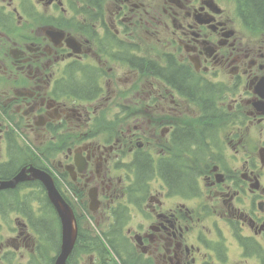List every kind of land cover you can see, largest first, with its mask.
<instances>
[{"label": "flooded vegetation", "instance_id": "af4514ba", "mask_svg": "<svg viewBox=\"0 0 264 264\" xmlns=\"http://www.w3.org/2000/svg\"><path fill=\"white\" fill-rule=\"evenodd\" d=\"M224 2L230 4L0 0V145L28 140L35 126L41 129L47 161L25 157L22 164L35 163L59 178L66 175L53 163L59 157L72 170L80 201L89 202L92 191L101 216L128 200L126 166L148 150L141 138H166L154 163L181 152L169 141L183 142L179 135L195 127L184 114L196 103L182 88L226 89L235 153L203 148L209 161L186 163L191 188L157 178L145 197L147 213L122 229L157 264H264V30L249 28ZM38 36L50 42L51 61L41 60L46 42L34 40ZM135 58L152 61L151 71L134 65ZM88 66L97 73L86 85L90 92L81 95L74 91L77 75ZM173 70L177 76L169 80L165 75ZM118 86L124 90L112 98ZM55 148L51 159L47 153ZM86 157L98 160L97 167L87 168ZM15 167L0 177L12 179L20 164ZM77 168L84 174L75 175ZM95 174L102 188L87 183ZM15 208L23 220H16L12 235L0 234V264H48L50 246L35 238L29 207Z\"/></svg>", "mask_w": 264, "mask_h": 264}, {"label": "trees", "instance_id": "16d2710c", "mask_svg": "<svg viewBox=\"0 0 264 264\" xmlns=\"http://www.w3.org/2000/svg\"><path fill=\"white\" fill-rule=\"evenodd\" d=\"M239 10L241 12V15L244 17V19L247 21V23L250 26H254L258 28L259 30H264V0H237ZM131 62L134 63V65L139 66L141 68H144L147 72H150L152 69L153 62L148 61L144 58H135L131 59ZM163 72H161L162 74ZM80 75L78 74L77 77ZM177 76L176 70H173L172 72H169L165 77H168L169 80H174ZM85 84L84 81L80 83L76 88H74V91L81 95H86L90 92V89L83 85ZM187 95H192L194 99H201L204 101L205 106L203 109L207 112H210L212 109L216 114H221L222 111L216 108V105L214 103L213 96L215 95V88L210 87H204L201 89V87H197L193 85V88L190 89L188 86L187 89H183ZM208 114V113H207ZM214 122V119H210L209 121H205V124L208 126ZM188 132V131H187ZM191 134L189 135L188 133ZM187 134L185 132L181 133L179 135L181 141H187L189 139H194L192 142L193 144L197 141V138H195V132L194 130L189 129V132ZM138 164L136 163V168L134 171V174L136 176H139L140 181L143 183V185L148 184V180L152 176H158L163 181L166 182L167 185L170 187H178L184 185L185 187L194 186L195 183L193 181L192 176H188L189 174H186L185 165L177 164L174 162H171L169 160L162 161L158 166L153 164L152 158L149 155L141 154L138 157ZM4 171L9 174L13 172V167L10 165H5ZM42 228H46L43 224L41 226ZM121 227V224H114L110 226L112 231L105 232V239L110 244L112 249L118 254L120 260L123 264H151L150 260H144L143 258L137 257L135 261H131L124 258L123 254V248L125 246L124 242H127L126 237L121 233L119 230ZM59 231L55 232L52 235V239L56 242V250L59 249ZM98 246V243L96 241L93 242L92 238L89 236L83 235L81 233L79 241H78V247L82 251H92ZM76 247L72 257L71 261H74L77 255ZM79 250V249H78ZM128 252L130 257L134 256V250L131 246H128Z\"/></svg>", "mask_w": 264, "mask_h": 264}, {"label": "rangeland", "instance_id": "374dc122", "mask_svg": "<svg viewBox=\"0 0 264 264\" xmlns=\"http://www.w3.org/2000/svg\"><path fill=\"white\" fill-rule=\"evenodd\" d=\"M224 4H225V7H230V8L233 7V9L235 10V6L233 3L228 4V3L224 2ZM146 54H147V56H150L149 52H147ZM1 89H2V86H0V90ZM123 90H124V88H121L119 86L113 87V89L111 91V95H112L111 97L112 98L116 97L119 94V92H121ZM231 102L232 101L230 98L225 97L223 94H220L217 104L220 106L221 105L224 106L226 104H230ZM200 114H201V112L199 110L198 105L193 104L192 109L190 111L186 112L184 115L188 119H196V120L200 121ZM229 116H230V111L225 113L221 117V121L219 122V129L223 133L227 132L229 129V123H228V117ZM200 123H201V121H200ZM34 135H38L40 137L37 139H33V140H35V143H37V142L40 143L42 140L43 141L40 145H38L36 147L33 144H32V146L36 149L45 150V142L48 138L44 135V133L41 131V129H39L36 126H35V128H33V131H31L30 135L26 134V136L29 137L28 140H30ZM20 140L25 141V138L23 136H21ZM29 145H30V143H29ZM226 145L228 147V151L231 154H234L235 150L232 148V145L228 142V140L226 141ZM34 148H33V150L35 152ZM57 148H59V146ZM78 153H82V151L76 152L75 154H78ZM4 154H5V152H3V155ZM36 158L42 160L43 162L47 161V159L44 157L38 156ZM85 160L87 163V168H90V167L96 168L97 165L99 164L98 160L91 161L87 157L85 158ZM63 162L64 161H62L59 157L53 161L54 165L58 166L60 168V170L66 171V175L57 178L58 182H59L58 186L60 185L59 188L61 189L62 192L67 193V195L66 194H64V195H66V197L70 200V202H73V205H74L75 209L77 210L76 211L77 212V222H78L79 228H84L86 230H87V228H92V229H96V230H101L103 228H106L108 226L107 223L109 222L110 218L107 215L101 217L99 211L97 214H95V212L89 210V206H88V204L86 205V202L82 203L80 201V199H79L80 194L77 191L75 192V189L73 188V185H72V182L75 183V180L73 178L74 176H73V174H71V176L69 175V173L67 172V170L69 168ZM100 162H101V164H103L102 161H100ZM74 172H75V175L80 174V176H81L82 174H84V172H80L78 170V168L76 170L74 169ZM57 175L59 176L61 174H59L57 172ZM101 180H102V178H98L97 174H95L94 178L87 183L90 185L91 189L97 185L101 186V188H102ZM23 190L24 191L31 190L32 198H34L33 205L28 208V211L30 214H34L35 218H37L38 215L49 217L50 215L53 214L51 207H49L46 203H44V201H40V199L43 197V190L38 185H35L32 187H24ZM34 210H36V213H34ZM92 214H94L95 216H93ZM141 216H142L141 214L137 215L136 218L139 219ZM16 217H17L16 214L11 215V217H10L11 223L13 222V220H15ZM17 220L22 221L23 216L18 217ZM0 223H3V225L5 226V228H4L0 225V230L1 229L6 230L7 224L5 223V219L3 217H0ZM42 224L46 227V228H43V231L45 232L46 237L48 239H51L52 235L55 233V228H56L55 220L52 218H48V219H45L42 222ZM0 234H6V232L0 231ZM127 234L130 237V234L129 233H127ZM48 255L49 256L51 255L50 257L54 256V254H51V253H49ZM77 259H78L79 264H94L90 261L89 255H85L81 252H78ZM152 264H157L156 260H153Z\"/></svg>", "mask_w": 264, "mask_h": 264}, {"label": "water", "instance_id": "95a60500", "mask_svg": "<svg viewBox=\"0 0 264 264\" xmlns=\"http://www.w3.org/2000/svg\"><path fill=\"white\" fill-rule=\"evenodd\" d=\"M27 171H30L32 174L27 175ZM40 179L45 187L47 188L48 195L55 205V208L58 211V214L62 222V248L61 253L55 261V264H67V260L73 252L75 247L77 236H78V227L76 222V216L72 207L63 199L61 193L57 189L55 182L51 175L44 171H40L36 168H31L29 170H24L17 178L16 181H10L0 185V189L8 186H15L18 182H22L28 179ZM95 206V203L93 204Z\"/></svg>", "mask_w": 264, "mask_h": 264}]
</instances>
